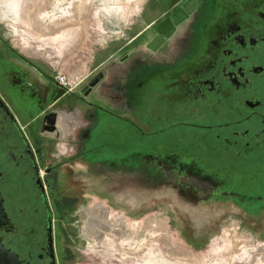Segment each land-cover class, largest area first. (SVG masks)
<instances>
[{
	"label": "flooded vegetation",
	"instance_id": "flooded-vegetation-1",
	"mask_svg": "<svg viewBox=\"0 0 264 264\" xmlns=\"http://www.w3.org/2000/svg\"><path fill=\"white\" fill-rule=\"evenodd\" d=\"M187 1L195 0H178L134 39L146 33L143 51L107 59L78 92L0 34L9 54L0 53V264H67L60 222L82 201L76 186L109 191L117 178L227 202L251 225L264 215V0H200L158 51L148 49ZM15 59L48 90L34 88ZM98 89L139 133L121 167L100 169L82 152L92 123L89 112L80 117L78 93Z\"/></svg>",
	"mask_w": 264,
	"mask_h": 264
},
{
	"label": "rangeland",
	"instance_id": "rangeland-1",
	"mask_svg": "<svg viewBox=\"0 0 264 264\" xmlns=\"http://www.w3.org/2000/svg\"><path fill=\"white\" fill-rule=\"evenodd\" d=\"M177 1L0 0V34L22 55L50 67L52 76H67L78 92L109 55L143 51L146 33L134 39ZM103 93H78L76 106L89 104L92 123L82 152L90 149L100 169L121 167L141 140L119 107L99 100ZM137 112L134 108V116ZM88 160L82 156L80 163ZM116 180L109 191L98 184L76 186L82 201L71 213L73 223L60 222L67 264H264V215L251 225L227 202L198 203L176 198L180 192L169 187L154 191ZM93 212H105L110 224L124 232L104 228L99 242L88 236Z\"/></svg>",
	"mask_w": 264,
	"mask_h": 264
},
{
	"label": "water",
	"instance_id": "water-1",
	"mask_svg": "<svg viewBox=\"0 0 264 264\" xmlns=\"http://www.w3.org/2000/svg\"><path fill=\"white\" fill-rule=\"evenodd\" d=\"M200 0H195L194 2L187 1L183 4L182 8L172 15L170 18H168L157 30V36L148 43L147 47L148 49L152 51H158L159 48L163 45V43L166 41V39L171 38L173 31L177 26L182 24L190 14H192L195 10L196 7L195 5L198 6ZM167 25L169 27L170 31H165L164 27ZM0 53L2 55H9L8 50L6 46L0 41ZM14 61L17 65L23 66L28 73L31 75L29 82L30 84L36 88V89H42V86L46 87L45 89L48 90V83L44 79V77L38 72L34 67H31L30 65H27L20 60H12ZM97 83H92L91 88L95 87Z\"/></svg>",
	"mask_w": 264,
	"mask_h": 264
},
{
	"label": "bare ground",
	"instance_id": "bare-ground-1",
	"mask_svg": "<svg viewBox=\"0 0 264 264\" xmlns=\"http://www.w3.org/2000/svg\"><path fill=\"white\" fill-rule=\"evenodd\" d=\"M89 215V214H88ZM88 224L86 226L85 232L88 234V236L96 239L98 242L103 239V237L106 235V229L109 230L108 233H123L124 231L121 229V227L118 229L111 225L110 222L107 219L106 213H100L97 214L96 212H93L90 217H88ZM117 229V230H116ZM122 230V231H121Z\"/></svg>",
	"mask_w": 264,
	"mask_h": 264
},
{
	"label": "crops",
	"instance_id": "crops-1",
	"mask_svg": "<svg viewBox=\"0 0 264 264\" xmlns=\"http://www.w3.org/2000/svg\"><path fill=\"white\" fill-rule=\"evenodd\" d=\"M114 55H109L107 58L109 59V58H112ZM106 58V59H107ZM35 62V61H34ZM35 63H37V62H35ZM104 63V62H103ZM102 63V64H103ZM46 73H48L49 75H52V69L50 68V67H48V66H45V65H43V64H39V63H37ZM101 64V65H102ZM100 65V66H101ZM99 66V67H100ZM80 107V117H86V115H87V112H88V107H89V105L88 104H86L85 103V105H81V106H79ZM81 125H82V123H81Z\"/></svg>",
	"mask_w": 264,
	"mask_h": 264
},
{
	"label": "built area",
	"instance_id": "built-area-1",
	"mask_svg": "<svg viewBox=\"0 0 264 264\" xmlns=\"http://www.w3.org/2000/svg\"><path fill=\"white\" fill-rule=\"evenodd\" d=\"M55 81L57 82V84L59 86H61L65 90H72L73 89L68 77L65 76V75H61V74L60 75H56L55 76Z\"/></svg>",
	"mask_w": 264,
	"mask_h": 264
}]
</instances>
